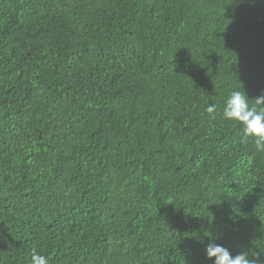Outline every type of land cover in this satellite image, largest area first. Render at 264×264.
Segmentation results:
<instances>
[{"label":"trees","instance_id":"trees-1","mask_svg":"<svg viewBox=\"0 0 264 264\" xmlns=\"http://www.w3.org/2000/svg\"><path fill=\"white\" fill-rule=\"evenodd\" d=\"M233 91L264 94V0H0V264H264Z\"/></svg>","mask_w":264,"mask_h":264},{"label":"clouds","instance_id":"clouds-1","mask_svg":"<svg viewBox=\"0 0 264 264\" xmlns=\"http://www.w3.org/2000/svg\"><path fill=\"white\" fill-rule=\"evenodd\" d=\"M249 101L244 91L231 92L225 102L223 118L242 127V142L251 140L256 150L264 152V94L251 100L254 101L251 107ZM206 111L210 115L215 113V105H209ZM205 254L214 264H257L249 259V253L241 252L233 256L227 248L215 243L208 244ZM30 264H48V259L33 250Z\"/></svg>","mask_w":264,"mask_h":264}]
</instances>
